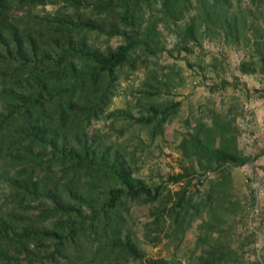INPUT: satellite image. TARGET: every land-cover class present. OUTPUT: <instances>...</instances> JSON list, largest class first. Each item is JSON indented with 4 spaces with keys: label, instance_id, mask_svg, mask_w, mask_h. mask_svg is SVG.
Masks as SVG:
<instances>
[{
    "label": "trees",
    "instance_id": "16d2710c",
    "mask_svg": "<svg viewBox=\"0 0 264 264\" xmlns=\"http://www.w3.org/2000/svg\"><path fill=\"white\" fill-rule=\"evenodd\" d=\"M47 3L55 6L34 10ZM230 6L231 0H0V264H174L145 257L134 204H150L155 234L145 225L147 239L159 240L166 222L170 235L182 236L199 217L204 232L197 241L207 246L198 264L232 258L234 249L220 238L209 242V232L217 229L226 240L231 226L223 228L222 210L238 206L231 169L251 158L238 143L236 106L203 103L188 114L177 143L181 170L151 183L135 174L126 140H110L93 126L123 119L141 143L163 138L182 103L173 87L183 75L159 54L184 50L186 58L208 35L248 43L246 19ZM161 21L177 35V54L166 48ZM263 30L256 22L259 37L241 71L255 70L256 51L264 61ZM101 35L103 43L95 37ZM138 69L139 82H130ZM117 96L124 106L112 107ZM183 180L175 189L166 183Z\"/></svg>",
    "mask_w": 264,
    "mask_h": 264
},
{
    "label": "rangeland",
    "instance_id": "374dc122",
    "mask_svg": "<svg viewBox=\"0 0 264 264\" xmlns=\"http://www.w3.org/2000/svg\"><path fill=\"white\" fill-rule=\"evenodd\" d=\"M55 5L47 3L44 6L37 5L34 10H51ZM154 4H151L153 7ZM148 9V8H147ZM230 9L238 11L242 18L246 19L247 34L251 40L245 43L242 37L235 42H227L223 38L208 35L203 40V47L194 46L187 52L181 50L177 54L175 43L177 35L174 30L165 25L163 21L158 23V28L162 32L166 48L172 49L177 55H171L163 51L159 57L164 61L174 62L183 75V81L173 87L177 98L182 103L178 112L170 117L165 125L163 138H157L153 142L141 143L137 138L131 137L130 132L134 129L128 121L118 119L113 125L106 121H96L94 128L98 127L110 140H126L125 148L133 151L135 174L151 183L166 180L167 175L181 170V153L178 148V141L186 130L185 118L192 111H196L203 103H210L212 106L228 109L234 105L237 108L236 123L244 114L250 117L249 125L241 127L238 143L246 154L251 156L250 160L237 166H233V198L237 202V209L222 210L224 220L223 228L230 225L226 240L219 230L210 231L212 238L225 241L229 247L233 248L232 258L222 264H264V162L259 163L256 154H264V61L261 54L256 51L252 60L255 70L243 72L238 68L242 60L249 58L254 49L253 40L259 37L254 34L253 28L256 22H264V0H231ZM103 43L105 35L95 36ZM261 39L264 38V30ZM119 37L110 39L111 44H116ZM188 62H192L189 65ZM143 75V70L138 69L131 77V81L139 82ZM229 81L225 85L221 80ZM215 85L214 88L212 86ZM124 106L123 96L114 98L112 107ZM254 123H251L252 119ZM125 129L120 131V127ZM257 128V129H256ZM260 164H263L261 166ZM250 172L262 187L261 207L258 214L249 216L252 204V191L250 184L245 180L244 171ZM209 175L208 171L205 172ZM183 181H167V185L178 188ZM193 182H196L194 179ZM0 183V198L4 193V186ZM150 204H134L131 209L133 212V222L139 236V244L143 248L146 256H164L174 261V264H198V255L202 247L207 246L203 241H197L198 234L204 232L198 226L200 218H195L191 225L186 229L182 236L174 237L170 235L168 222L164 224L160 231V239L156 242L144 236V229L147 225L151 233L155 234L152 217L149 211ZM149 222V223H148ZM252 223L253 228L248 224ZM148 223V224H147ZM170 226V225H169Z\"/></svg>",
    "mask_w": 264,
    "mask_h": 264
},
{
    "label": "built area",
    "instance_id": "2783aa9c",
    "mask_svg": "<svg viewBox=\"0 0 264 264\" xmlns=\"http://www.w3.org/2000/svg\"><path fill=\"white\" fill-rule=\"evenodd\" d=\"M249 121H250V117L248 114H244L238 124L241 127H245L247 125H249ZM245 173V180L248 182V184H250L251 187V191H252V204H251V208H250V213L249 216L251 217L252 215L258 214L260 211V207H261V194H262V187L258 184V181L253 177V175L248 172V171H244ZM264 182V178H262V183ZM249 228H253V224L249 222L248 224Z\"/></svg>",
    "mask_w": 264,
    "mask_h": 264
},
{
    "label": "crops",
    "instance_id": "0c3cea01",
    "mask_svg": "<svg viewBox=\"0 0 264 264\" xmlns=\"http://www.w3.org/2000/svg\"><path fill=\"white\" fill-rule=\"evenodd\" d=\"M254 120L255 119L253 118L251 123H254L253 127H256L257 126L256 124H259V123H255ZM256 156H257V159H258L259 163H263L264 162V154H256ZM260 165L263 166V164H260Z\"/></svg>",
    "mask_w": 264,
    "mask_h": 264
}]
</instances>
